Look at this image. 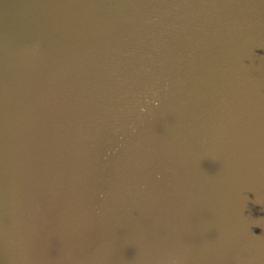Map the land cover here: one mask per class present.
<instances>
[{"label": "water", "instance_id": "obj_1", "mask_svg": "<svg viewBox=\"0 0 264 264\" xmlns=\"http://www.w3.org/2000/svg\"><path fill=\"white\" fill-rule=\"evenodd\" d=\"M0 264H264V0H0Z\"/></svg>", "mask_w": 264, "mask_h": 264}]
</instances>
